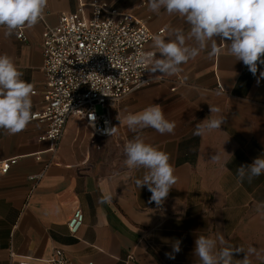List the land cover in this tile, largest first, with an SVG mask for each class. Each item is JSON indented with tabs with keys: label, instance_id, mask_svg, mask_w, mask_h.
<instances>
[{
	"label": "crops",
	"instance_id": "1",
	"mask_svg": "<svg viewBox=\"0 0 264 264\" xmlns=\"http://www.w3.org/2000/svg\"><path fill=\"white\" fill-rule=\"evenodd\" d=\"M92 1L48 0L43 18L22 29L26 41L18 33L6 38L0 30V54L11 57L22 79L34 84L32 113L44 104V31L81 4L89 13ZM96 1L132 14L153 32L165 30V38L174 28L187 36L190 28L178 14L150 12L149 0ZM152 41L147 48L155 51ZM221 48L216 56L209 55L210 48L202 51L175 75L149 72L153 83L112 105L109 137L95 135L78 113L67 121L58 144L41 140L46 125L39 120L14 135L0 129V163L17 158L7 173L0 168V264H13V253L16 260L30 257L46 264L55 248L74 264H200L196 238L219 234L233 247L255 248L250 264H264V210L257 211L264 203V174L250 183L236 182L240 166L264 156V65L258 64L253 76L226 46ZM154 104L175 122L173 133L161 135L152 128L133 133L122 123L128 113ZM210 105L225 117L220 130L194 135L196 124L211 115ZM136 135L166 152L174 167L177 183L160 206L150 202L147 186L135 183L146 170L124 163V146ZM216 153L221 159L212 162ZM38 174L39 180L30 178ZM105 195L112 196L110 203L99 202ZM78 209L84 222L72 234L68 222ZM177 241L181 250L174 253ZM221 247L217 243V250ZM244 256L234 253L233 264Z\"/></svg>",
	"mask_w": 264,
	"mask_h": 264
},
{
	"label": "clouds",
	"instance_id": "2",
	"mask_svg": "<svg viewBox=\"0 0 264 264\" xmlns=\"http://www.w3.org/2000/svg\"><path fill=\"white\" fill-rule=\"evenodd\" d=\"M48 0H0V30L6 38L22 29L33 28L42 18ZM148 9L157 15L163 9L168 15L178 14L190 26L187 36L182 28L172 29L168 37L155 35L152 47L140 58L150 73L172 76L181 71V65L196 58L202 51L208 50L210 56H216L226 46L227 52L237 61H242L255 76L258 64L264 65V0H149ZM216 37L220 38L217 43ZM194 41V43H188ZM225 41H230L225 44ZM157 53L159 54L157 57ZM21 72L14 60L7 54H0V129L14 135L26 129L33 119L32 95L34 84L22 79ZM264 78V71L260 72ZM259 83V80L257 81ZM219 107L210 105L211 115L196 124L194 135L203 136L213 130H220L225 117ZM217 114V115H213ZM93 119L95 117L93 116ZM121 122V121H120ZM123 124L133 133L152 128L161 135L171 134L176 127L174 121L166 119L159 104L146 107L137 113L125 115ZM114 128L108 130L111 134ZM128 169L143 168L142 179L135 181L141 188L147 186L151 192L150 202L160 206L177 183L170 156L158 147L146 143L136 135L124 146ZM219 162L221 156L216 153L210 157ZM264 174V156L257 157L250 165H242L236 170L237 184L245 179L250 183L255 177ZM111 195H105L100 203H110ZM264 210V203L257 211ZM264 214V212H261ZM217 243L222 245L217 250ZM180 241L173 246V252H180ZM245 253L237 264H250L249 255L255 248L233 247L219 234L216 239L199 235L195 240L194 254L200 264H233L234 253ZM175 259L173 254H167Z\"/></svg>",
	"mask_w": 264,
	"mask_h": 264
},
{
	"label": "built area",
	"instance_id": "3",
	"mask_svg": "<svg viewBox=\"0 0 264 264\" xmlns=\"http://www.w3.org/2000/svg\"><path fill=\"white\" fill-rule=\"evenodd\" d=\"M86 5L62 14L58 24L43 33L46 89L44 104L33 113L32 120L46 125L41 140L55 144L62 139L74 113L95 135L109 137L112 105L156 80L139 61L152 51L147 45L153 37L165 30L153 32L132 14L118 12L106 2H90L89 13ZM17 36L27 40L23 30ZM16 163L17 158L2 161L1 172L7 173ZM41 177L38 174L30 178ZM83 222L84 213L78 209L68 222L71 233L76 234ZM11 260L13 264H36L30 257L16 260L14 253ZM46 264L74 263L62 248H55Z\"/></svg>",
	"mask_w": 264,
	"mask_h": 264
}]
</instances>
